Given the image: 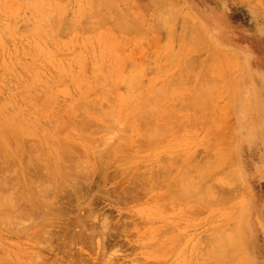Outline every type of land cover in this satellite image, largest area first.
Here are the masks:
<instances>
[{"label": "rangeland", "instance_id": "obj_1", "mask_svg": "<svg viewBox=\"0 0 264 264\" xmlns=\"http://www.w3.org/2000/svg\"><path fill=\"white\" fill-rule=\"evenodd\" d=\"M0 136V264H264V0H0Z\"/></svg>", "mask_w": 264, "mask_h": 264}, {"label": "bare ground", "instance_id": "obj_2", "mask_svg": "<svg viewBox=\"0 0 264 264\" xmlns=\"http://www.w3.org/2000/svg\"><path fill=\"white\" fill-rule=\"evenodd\" d=\"M156 4H157V3H156ZM167 9H168V8H167ZM168 10H169V9H168ZM159 13H161V12H159ZM159 13H158V14H155L154 16H155V17L157 16V18H162L161 15H162L164 12H163L162 14H160V15H159ZM168 15H170V14H168ZM163 16H164V14H163ZM165 16H166V15H165ZM165 16H164L163 19L166 18L165 20H167V16H166V17H165ZM168 17H169V16H168ZM157 18H156V20H157ZM156 20H155V21H156ZM160 20H162V19H160ZM186 20H187V19H186ZM186 20H185V21H186ZM157 21H158V20H157ZM157 21H156V22H157ZM158 22H161V21H158ZM163 22L165 23L164 20H162L161 23H163ZM186 22H188V21H186ZM164 23H163V25H166V23H165V24H164ZM95 24H97V23L92 24V25H93L92 28H94ZM103 24H104V23H103ZM103 24H102V25H103ZM157 24H158V23H157ZM195 24H196V23H193L192 25L190 24L191 28H193V25H194V27H195V26L197 27V25H195ZM168 25H169V24H168ZM90 27H91V25H90ZM95 27H96V26H95ZM159 28H161V26L158 27V29H159ZM163 28H164V27H162L161 29H163ZM191 28H190V29H191ZM193 29H194V30H197V29H198V30H197L198 33L200 32L199 27H197V29H195V28H193ZM116 30H118V28H116ZM194 30H191V31L195 33ZM197 31H196V33H197ZM189 32H190V31H189ZM189 32H187V33H189ZM201 32L203 33V31H201ZM190 33H191V32H190ZM190 33L188 34L189 37H190V35H191ZM200 34H201V33H199L197 36L199 37ZM197 36H196V37L192 36V37L194 38V42L199 41V38L201 37V36H200V37H199L198 39H196V41H195V38H197ZM192 37H191V39H192V41H193V38H192ZM167 38H168V37H167ZM167 38H166V39H167ZM176 38H177L176 36H175V38L172 37V39H171L172 43H174V40H175ZM173 39H174V40H173ZM178 39L180 40L179 36H178ZM178 39H177V40H178ZM179 40H178L177 42H176V41H175V42H176V43H179ZM182 40H183V39H182ZM187 40H188V39H187ZM171 41H170V42H171ZM202 41H203V40H202ZM167 42H168V41H167ZM167 42H166V43H167ZM187 42H188V41H187ZM206 42H207V41H206ZM168 43H169V42H168ZM187 44H190V42L187 43ZM198 44H199V43H198ZM200 44L202 45V46L199 47V48L201 49V47H203L206 43H204V44H203V43H200ZM200 44H199V45H200ZM190 45H191V44H190ZM207 45H208V44H207ZM197 47H198V46H197ZM200 49H199V50H200ZM217 55H218V54H217ZM193 58H194V57H193ZM195 58H196V57H195ZM227 58H228V57H227ZM215 59H216V58H215ZM193 60H195V59H193ZM196 60H197V59H196ZM196 60L192 62V59H191L190 61L192 62V64H195ZM212 61H213V60H212ZM189 65H190V64H189ZM212 65H213V64H212ZM217 65H218V64H217ZM214 66L216 67V65H214ZM222 66H223V65H222ZM213 68H214V67H213ZM220 69H221V67H220ZM221 70H222V69H221ZM228 70H229V69H228ZM222 72L224 73V71H222ZM226 72H227V70H226ZM223 73H222V74H223ZM183 75H184V73H183ZM183 75L181 74V76H183ZM223 75H224V74H223ZM180 78H181V77H180ZM183 78H184V77H183ZM181 80H183V79H181ZM203 82H205V83L207 82V83H206L207 85H206L205 83H204V84H205L207 87L209 86V85H208V83H209L208 81H203ZM204 84H202V85L200 86V87H203V89L206 87V86H203ZM207 87H206V88H207ZM199 89H200V90H199ZM199 89H198L199 91H202V90H203V89H201V88H199ZM210 89H211V88H210ZM210 89H209V90H210ZM210 92H211V91H209V92L207 93V90H206L207 95H208V94H211ZM200 93H201V92H200ZM198 94H199V93H198ZM198 94H197V97H200V96H198ZM204 94H205V93H204ZM195 98H196V97H195ZM203 98H204V97H203ZM203 98L201 97V100H202ZM204 101H205V100H204ZM197 102H199V101H197ZM197 105H200V104H197ZM205 105H206V103H205ZM194 106L197 107L196 105H194ZM198 107H199V106H198ZM201 107H202V105H201ZM112 112H113V111H112ZM116 112H117V111H116ZM117 113H118V112H117ZM108 114H109V112H108ZM98 116H99V115H98ZM106 116H107V115H105V117H104L103 114H102L100 117H101V118H104V120H106V121H108V120L113 121V120H114V119H109V118L106 117ZM106 118H107V119H106ZM210 122H212V120H211ZM0 137H1V136H0ZM35 153H37V152L35 151ZM35 153H33V155H34L33 158H34V157L36 158V156H37V157H40V156H38L39 154H36V156H35ZM103 158H105V157H103ZM36 159H37L36 162H37V164H38V167H40L42 163H39L38 158H36ZM102 160H103V159H102ZM40 162H42V161H40ZM100 162H101V160H99V165H100L101 167H103L105 164H103V163L101 162V164H102V165H101ZM105 162H106V161H105ZM105 162H104V163H105ZM56 163L58 164V162H56ZM31 164H32V163H31ZM37 164H36V165H37ZM39 164H40V165H39ZM57 164H56V165H57ZM106 164H107V162H106ZM34 165H35V164H34ZM36 165H35V166H36ZM61 165H62V164H59L58 167H60ZM50 168H51V166H50ZM52 168H53V167H52ZM52 168H51V169H52ZM56 168H57V167H56ZM66 168H67V166H66ZM77 168H78V167H77ZM24 169H25V168H24ZM43 169H44V173H43V174L45 175V174H46L45 170H46L47 168L44 167ZM51 169H50V170H51ZM58 169H59V168H58ZM58 169H57V171H58ZM61 169H62V166H61ZM67 169H68V170H71V169L73 170V168H70V169L67 168ZM104 169H105V166H104ZM104 169H103V170H104ZM186 169H187V168H186ZM188 169H189L188 171H190V168H188ZM25 170H27V169H25ZM47 170H48V169H47ZM72 170H71V171H72ZM197 170H198V169H197ZM197 170L195 171L196 173H198ZM61 171L63 172V170H61ZM71 171H69V172H71ZM185 171H186V170H185ZM188 171H187V172H188ZM25 172H26V171H25ZM72 172H73V171H72ZM182 172H184V171H182ZM187 172H186V173H187ZM27 173H28V171H27ZM71 174H72V173H71ZM182 174H183V173H182ZM47 176H48V177H47ZM49 176H50V175L47 174V175H45V178H49ZM56 176H58L59 183H60V180H63V179H60V177H59L60 175H56ZM56 176L54 175V177H56ZM63 176H64V175H63ZM63 176H62V178H64ZM74 177H75V176H74ZM74 177H73V178H74ZM51 178H52V175H51V177H50V180L53 179V178H52V179H51ZM56 178H57V177H56ZM66 178H67V177H66ZM76 178H77V177H75L74 179H76ZM58 179H57V181H56L57 183H58ZM67 179H69V178H67ZM67 179H64V181L67 180ZM1 180H2V179H0V181H1ZM30 180H31V179H30ZM30 180H28V181L31 183L33 180H32V181H30ZM47 180H48V179H47ZM53 180H54V179H53ZM54 181H55V180H54ZM54 181H52V182L54 183ZM64 181L62 182V184L64 183ZM3 182H4V183H3ZM52 182L50 181V185H51ZM66 182L68 183V181H66ZM80 182H81V181H79L78 183H80ZM1 183H2L3 185H4L5 183L7 184L6 180H4V179L2 180ZM1 183H0V187L3 186ZM59 183L56 184V185L61 186V184L59 185ZM69 183H70V180H69ZM6 184H5V185H6ZM70 184H71V183H70ZM5 185L3 186V188L0 189V192H3V191H4V193H0L1 195H2V194L4 195V196L2 195V196L4 197V199H3L2 196L0 195V196H1L0 198H2V200L0 199V204H2V208L0 207V212H1V213H2V209H3V208H6V209L8 210V212H9V211L12 212L14 209H16L15 207H13L14 205L11 206V205H12V204H11V201H12V203H14V202H13V201H14V198H13V197H14V196L16 197V196H19V195H20L19 193H18L19 195H14L15 193H13V194H12V193H9L7 190L4 189V187H5V188H8V187H7L8 184H7V186H5ZM33 185H34V186L36 185L35 182L32 183L31 186H33ZM52 185H55V184H52ZM64 185H65V183L63 184V186H64ZM76 185H78L77 182H76ZM89 185H90V184H89ZM69 186H70V185H69ZM90 186H91V185H90ZM42 187H46V185L44 184V185H42ZM64 187H65V186H64ZM70 187L72 188V186H70ZM78 187H79V189H80V186H78ZM30 188H31V187H30V185H29V188H28V189L30 190ZM59 188H60V187H59ZM59 188L56 189V190H57V192L60 194L61 192H59V191H60ZM3 189H4V190H3ZM31 189H32V188H31ZM47 189H48V187L43 188V190H45V192L47 191L46 193H47V195H48V193H50L51 191H48ZM63 189H65V188H63ZM66 189H67V188H66ZM68 189H69V188H68ZM72 189H73V188H72ZM1 190H3V191H1ZM39 190L42 191L41 186H40V189H39ZM50 190H51V189H50ZM58 190H59V191H58ZM61 190H62V187H61ZM76 190H78V188H77ZM86 190H87V189H86ZM144 190H146V189H144ZM5 191H7V193H6ZM62 191H64V190H62ZM228 191H230V190H228ZM52 192L55 193V192H54V189H53ZM52 192H51V193H52ZM87 192H89V190H88ZM230 192H231V191H230ZM8 193H9V195H8ZM39 193H40V192H39ZM39 193H38V195L36 196L37 199L35 198V200H39L40 198H38V196L40 197V196L42 195L43 192H41V194H39ZM46 193H45V196H46ZM231 193H232V192H231ZM6 194L10 197V199H11V197H12V200H11L10 202H9L10 199L8 198V196H7ZM10 194H11L12 196H11ZM61 194H62V193H61ZM180 194H181V193H180ZM184 194H187L186 191L184 192ZM43 195H44V194H43ZM50 195H51V194H50ZM223 195H224V194H223ZM225 195H228V194L226 193ZM232 195H233V193H232ZM5 196H7V200L5 199V198H6ZM20 196H21V195H20ZM20 196H19L18 198H21ZM30 196H31V195H30ZM85 196H86V195H85ZM177 196H178V195H177ZM179 196H180V195H179ZM179 196H178V198H179ZM46 197H47V196H46ZM83 197H84V196H83ZM180 197H183V194H181ZM229 197L232 198L233 196L229 195ZM18 198L15 199L16 202H15L14 204H15V206H18V207H19V208L17 207V208L19 209V211H21L20 209H22V212L24 211L23 214H26V215L23 216V218L25 217V219H27V217H28V219L32 220L31 217L34 216V215H32V214L34 213L35 208H36V209L39 208L40 210H39V209H38L39 211H38V210H35V211H38L39 214H38L37 212H35V216H34L33 220L35 219V221H36V220L39 218L38 220H41V221H42L43 219L45 220V219L47 218L48 214H49V216H50V213H49V212H45V211L42 212V208H40V206L36 207L38 204H36L35 202H34L33 204H30V203H32L33 201L30 202V203H28L29 206H28V208H26V209H28V210H26V209L24 210L23 208H20L21 205H17V200H20V199H18ZM41 198H42V196H41ZM52 198H53V197H51V199H52ZM70 198H71V197H70ZM73 198H74V197H73ZM90 198H91V197H90ZM90 198H88V199H90ZM225 198H226V196H225ZM231 198H230V199H231ZM8 199H9V200H8ZM23 199H25V198H23ZM23 199L20 200V201H25V200H23ZM28 199H30V198H28ZM43 199H45V197H43ZM46 199H47V201H46V202H47V205H46V204H45V205L48 206V205H49L48 203L50 202V200H48V198H46ZM46 199H45V200H46ZM62 199H63V198H62ZM60 200H61V198H60ZM66 200H67V199H66ZM75 200H76V199H75ZM80 200H81V199H80ZM43 201H44V200L39 201V202L41 203V207H45L44 205H42ZM48 201H49V202H48ZM53 201H54V199L51 200V202H53ZM61 201H64V200H61ZM89 201H90V200H89ZM197 201H199V199H197ZM197 201H196V203H197ZM234 201H235V200H234ZM26 202H27V200L25 201V203H26ZM37 202H38V201H37ZM67 202H69V200H68ZM76 202H77V201H75V203H76ZM21 203H22V202H21ZM25 203H24V204H25ZM8 204H9V206H11V207H9ZM18 204H20V202H18ZM24 204L22 205V207L28 205V204H26V205H24ZM65 204H66V203H65ZM31 205L33 206V209L31 208L32 211H33V213H29V211H31V209H30V206H31ZM35 205H36V206H35ZM68 205H69V203H68ZM68 205H67V206H68ZM70 205H71V206H69L70 209H71L72 207L75 209V208H77V207L79 206V205H76V204H72L71 202H70ZM72 205H73V206H72ZM74 205H76L77 207L74 206ZM0 206H1V205H0ZM6 206H8L9 208L6 207ZM49 206L51 207L52 204L49 205ZM49 206H48L47 208H49ZM12 207H13L14 209H13ZM34 207H35V208H34ZM10 208H12V210H11ZM73 208H72L71 210H74ZM9 209H10V210H9ZM52 209H53V212L56 210V208H55L54 206H53ZM58 209H59V208H58ZM68 209H69V208H66V212H65L64 209H61V210H64V211H61V210L59 209V210H58V211H59V212H58L59 214L57 215V217H58L59 215H60L62 218H63V216H64V217H68L67 214H70V213L72 212L70 209H69V210H68ZM81 209H82V208H81ZM45 210H46V209H45ZM19 211L17 210L16 213H13V214H16V216H17V214L19 215L20 213H22V212H19ZM25 211H26V212H25ZM27 211H28V214H29V215L27 214ZM32 211H31V212H32ZM46 211H48V210H46ZM56 211H57V210H56ZM60 211H61V212H60ZM68 211H71V212L68 213ZM8 212L5 213V211H4L3 214L5 213V214H4L5 216H4V215H0V217H1V216H4V220H5V217H6V219H9V218L15 216V215H14V216H10L9 218H7L8 216H6V214H7ZM17 212H18V213H17ZM73 212H74V211H73ZM40 213H41L42 215H41ZM45 213L47 214V216L45 215ZM54 213H56V212H54ZM62 213H63V214L65 213L67 216H65V214L62 215ZM23 214H22V215H23ZM73 214L75 215V213H73ZM7 215H8V214H7ZM9 215H10V213H9ZM11 215H12V213H11ZM30 215H32V216L29 217ZM38 215H39V216H38ZM55 215H56V214H55ZM43 216H44V217L46 216V218H44ZM87 216H89V215H87ZM19 217H21V218H19ZM35 217H36V218H35ZM41 217H42V218H41ZM81 217H82V216H81ZM83 217H84V216H83ZM91 217H92V215H91ZM1 218L3 219V217H1ZM15 218H16V221H18L17 218H19V220H20V219H22V216L19 215V216L15 217ZM50 218H51V216H50ZM50 218L48 217L47 219H50ZM59 218H60V217H59ZM59 218H57V219H59ZM74 218H77V219H74V221H75V220H76V221L78 220L77 222H76V221L74 222V223H77V224H75L76 226L78 225L79 221H82V219H83V218H80V216H78V214H76V217H74ZM47 219H46V221H48ZM51 219H52V218H51ZM54 219H55V218H54ZM54 219H53V220H54ZM79 219H81V220H79ZM85 219H86V218H84L83 220H85ZM9 220H10L9 222H11V224H8L9 226L12 225V226L15 227V226L17 225L16 222H14L13 219H12V220L9 219ZM44 220H43V222H45ZM66 220H68V219H66ZM5 221H6V220H5ZM7 222H8V221H6V223H7ZM12 222H13V223H12ZM6 223H5V224H6ZM47 223H48V222H47ZM49 223H50V222H49ZM49 223H48V224H49ZM85 223H86V222H85ZM15 224H16V225H15ZM50 224H51V223H50ZM50 224H49V226H50ZM89 224H90V221H89ZM89 224H88V226H89ZM47 226H48V225H47ZM49 226H48V227H49ZM88 226H87V228H88ZM91 226H94V225H92V223H91ZM236 226H237V225H236ZM236 226H235V223H234L233 228H231L232 230L235 229L234 231L231 230L234 234H233L231 231H229V230H230V227H229L228 231H227V230H225L226 232L224 231V233H226V234H227V232H228V234L230 233L229 235H227V237H230V238H232L233 240H235L236 238H238V237L240 236V235L238 236L239 233H238V234L236 233V232L239 231V230H238V229H239V228H238L239 225H238V227H237V230H236V228H235ZM91 230H92V229H88V230H85V231H89V232H90ZM235 231H236V232H235ZM49 235H50V234H49ZM222 235H225V234H223V232H222V234H221L220 236H222ZM50 236H51V235H50ZM231 236H233V237L235 236V238H233V237H231ZM236 236H237V237H236ZM77 237H79V236H77ZM77 237H76V239H77ZM80 237H81V236H80ZM80 237H79V238H80ZM230 238H225V239L227 240V242L230 243L229 245L225 243L226 240L224 241V240H223L224 238H218V240L220 239V243H221L220 245L222 246L223 244H225L224 247L227 246V245H228V246H230V245L232 246V245L234 244V243H233L234 241L232 240L233 242H230V241H231ZM240 238H241V237H240ZM81 239H83V238H81ZM222 240L224 241V243H223ZM229 240H230V241H229ZM238 240H239V239H237V241H236V240H235V241H236L237 243H239ZM240 240H241V239H240ZM240 240H239V241H240ZM222 243H223V244H222ZM240 262H242V261H240ZM6 264H8V263H6ZM243 264H244V263H243Z\"/></svg>", "mask_w": 264, "mask_h": 264}]
</instances>
